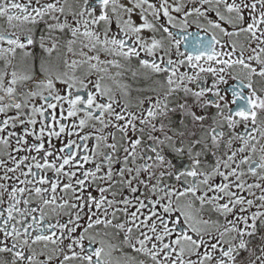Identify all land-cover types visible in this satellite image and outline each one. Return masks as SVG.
Segmentation results:
<instances>
[{
	"label": "snow or ice",
	"instance_id": "obj_1",
	"mask_svg": "<svg viewBox=\"0 0 264 264\" xmlns=\"http://www.w3.org/2000/svg\"><path fill=\"white\" fill-rule=\"evenodd\" d=\"M0 264H264V0H0Z\"/></svg>",
	"mask_w": 264,
	"mask_h": 264
},
{
	"label": "flooded vegetation",
	"instance_id": "obj_2",
	"mask_svg": "<svg viewBox=\"0 0 264 264\" xmlns=\"http://www.w3.org/2000/svg\"><path fill=\"white\" fill-rule=\"evenodd\" d=\"M37 51H39V50H37Z\"/></svg>",
	"mask_w": 264,
	"mask_h": 264
}]
</instances>
